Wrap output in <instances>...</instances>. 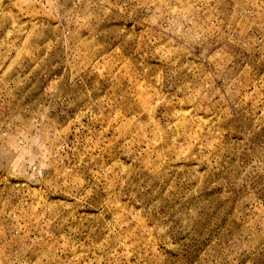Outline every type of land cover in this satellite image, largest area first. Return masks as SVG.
I'll use <instances>...</instances> for the list:
<instances>
[{"label":"rangeland","instance_id":"1","mask_svg":"<svg viewBox=\"0 0 264 264\" xmlns=\"http://www.w3.org/2000/svg\"><path fill=\"white\" fill-rule=\"evenodd\" d=\"M0 264H264V0H0Z\"/></svg>","mask_w":264,"mask_h":264}]
</instances>
